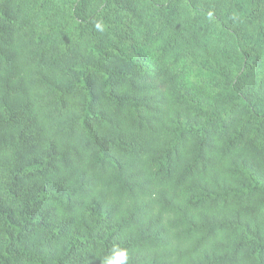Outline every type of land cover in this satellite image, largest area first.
<instances>
[{"label": "trees", "instance_id": "trees-1", "mask_svg": "<svg viewBox=\"0 0 264 264\" xmlns=\"http://www.w3.org/2000/svg\"><path fill=\"white\" fill-rule=\"evenodd\" d=\"M264 264V0H0V264Z\"/></svg>", "mask_w": 264, "mask_h": 264}, {"label": "clouds", "instance_id": "clouds-1", "mask_svg": "<svg viewBox=\"0 0 264 264\" xmlns=\"http://www.w3.org/2000/svg\"><path fill=\"white\" fill-rule=\"evenodd\" d=\"M128 258L127 249L115 245L110 254L104 257L103 264H128Z\"/></svg>", "mask_w": 264, "mask_h": 264}]
</instances>
